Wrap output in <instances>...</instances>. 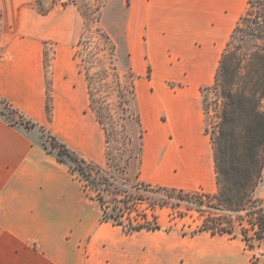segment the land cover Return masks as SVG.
I'll use <instances>...</instances> for the list:
<instances>
[{
	"label": "crops",
	"instance_id": "crops-1",
	"mask_svg": "<svg viewBox=\"0 0 264 264\" xmlns=\"http://www.w3.org/2000/svg\"><path fill=\"white\" fill-rule=\"evenodd\" d=\"M248 5L249 0H131L142 9L125 33L143 128V182L217 191L202 88L214 84L220 55ZM84 29L75 4L42 13L36 0H0V100L34 124H12L0 114V264H141L140 243L128 261L122 243L104 244L99 202L58 160L56 149L45 146L43 128L105 167L106 132L76 54ZM255 196L264 199V169ZM86 236L91 240L81 256ZM148 247L158 264H249L254 254L264 258L263 241L250 249L240 237L209 231Z\"/></svg>",
	"mask_w": 264,
	"mask_h": 264
},
{
	"label": "trees",
	"instance_id": "trees-1",
	"mask_svg": "<svg viewBox=\"0 0 264 264\" xmlns=\"http://www.w3.org/2000/svg\"><path fill=\"white\" fill-rule=\"evenodd\" d=\"M38 9L42 13L49 10ZM212 87L221 98L212 132L207 127L215 156V193L145 182L131 189L124 187L106 167L79 155L42 128L54 140L58 160L75 163L74 167L69 165L72 173L79 172L88 194L89 190L95 192L93 197L102 208L103 222L123 226L127 232L161 229L154 212L150 213L142 204L144 192H164L166 198L176 200L177 205L186 202L204 216L202 227L193 234L209 231L234 235L232 222L226 218L231 214L239 215L249 224L242 227L243 238L253 249L264 240V199L255 196L264 169V0H249L246 12L222 52ZM99 121L103 124L101 119ZM106 191L114 194L110 200L105 196ZM161 200L149 202L152 211L156 205L166 203V199ZM249 230H253V235Z\"/></svg>",
	"mask_w": 264,
	"mask_h": 264
},
{
	"label": "rangeland",
	"instance_id": "rangeland-1",
	"mask_svg": "<svg viewBox=\"0 0 264 264\" xmlns=\"http://www.w3.org/2000/svg\"><path fill=\"white\" fill-rule=\"evenodd\" d=\"M36 1L37 7L43 9H50L56 4H75L84 16L85 29L76 46V54L78 62L88 78L92 109L98 120L101 119L103 123L101 125L105 128L107 140L105 167L124 187L131 189L132 186H140L143 182L140 177L143 128L140 125L135 95L136 76L129 66L128 41L125 30L130 19L139 20L142 9L131 6V0ZM141 41L146 40L141 39ZM217 69L214 70V73L217 72ZM152 74L153 67L150 66L148 68L149 77ZM212 86L202 88L206 123L210 132L218 120L217 112L221 100ZM48 105L50 106L49 102ZM0 114L12 124L24 122L32 127L30 121L24 116L20 117L19 111L14 110L2 100H0ZM45 135L49 140L45 143L46 148L50 152L55 149L58 151L53 147L54 140L49 138L47 133ZM67 164L75 166L72 161H68ZM75 175L80 179L77 170ZM80 181L84 186V181ZM89 194L93 197L95 192L89 190ZM105 196L110 200L114 194L106 191ZM144 196L143 208L146 207L150 213L154 212L161 229L127 232L123 226L105 222L102 225V231L105 235L103 238L107 240V243L104 244L110 246L122 243L125 246V251L121 256L124 258L123 260L128 261V257L132 256V246L135 243H140L141 264H158L157 253L150 251L148 246L168 238L177 241L189 239L193 232L199 231L202 227L204 216L195 206L186 202H180L177 205L176 200L166 198L164 192H144ZM93 199L98 204L94 197ZM161 199H166V203L163 206L156 205L152 211L149 202H159L162 201ZM226 219L231 221L234 227V235H226L244 239L242 227H248V222L245 219L242 220L237 214H231ZM249 234L253 235V230H249ZM90 240L91 236L84 238L79 255H87V245ZM262 241L264 242V240ZM244 242L249 248L245 240ZM108 248L112 250L111 247ZM261 259L262 257L254 254L250 258L249 264H262L264 258L263 262L260 261Z\"/></svg>",
	"mask_w": 264,
	"mask_h": 264
}]
</instances>
